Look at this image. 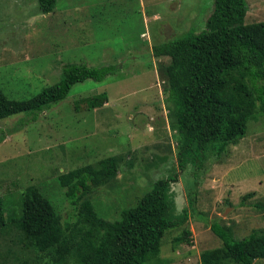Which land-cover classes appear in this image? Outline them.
Instances as JSON below:
<instances>
[{
	"label": "rangeland",
	"instance_id": "rangeland-1",
	"mask_svg": "<svg viewBox=\"0 0 264 264\" xmlns=\"http://www.w3.org/2000/svg\"><path fill=\"white\" fill-rule=\"evenodd\" d=\"M246 1V23L264 21V0ZM214 2L60 0L52 13L42 14L37 0H0V85L8 97L37 95L57 83L68 64L120 67L103 81L77 83L41 114L0 121L6 138L0 144V197L8 218L0 232V264H50L11 220L21 214L18 203L26 187H42L63 222H74L75 206L57 177L110 156H121L120 171L92 194L104 218H119L156 181L176 172L173 213L180 215L191 198L195 201L188 222L165 232L160 258L145 264H201L205 250L223 246L210 229L214 221L231 226L236 239L264 229V115L251 120L246 136L223 153L193 148L183 169L177 165L162 75L170 60L155 57L153 47L203 31ZM104 92L108 100L102 107L80 101ZM184 228L192 232L189 243L174 250Z\"/></svg>",
	"mask_w": 264,
	"mask_h": 264
},
{
	"label": "trees",
	"instance_id": "trees-1",
	"mask_svg": "<svg viewBox=\"0 0 264 264\" xmlns=\"http://www.w3.org/2000/svg\"><path fill=\"white\" fill-rule=\"evenodd\" d=\"M37 1L40 12L50 14L60 0ZM248 11L246 0H215L203 31H190L153 47L155 57L170 60L162 75L166 101L171 105V128L177 136L179 169L191 160L187 155L193 148L221 154L246 136L251 120L264 115V21L246 23ZM119 69L118 65L68 64L57 83L21 100L8 97L0 85V121L20 113L41 114L67 98L77 83L103 81ZM107 100L104 92L80 101L96 109ZM5 139L1 133L0 144ZM121 160V156L106 157L57 177L75 206L74 222H63L42 187L24 189L18 203L21 214L11 220L50 264H145L160 258L166 231L188 222V208L194 210L192 198L180 215L173 213L171 184L179 179L177 172L156 181L151 191L135 207L123 210L119 218H104L92 194L118 175ZM7 224L0 197V232ZM210 229L223 246L205 250L201 264H256L264 260V229H254L243 239H236L231 226L217 221ZM191 235V230L184 228L174 240V250L185 241L189 243Z\"/></svg>",
	"mask_w": 264,
	"mask_h": 264
}]
</instances>
